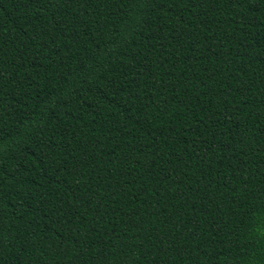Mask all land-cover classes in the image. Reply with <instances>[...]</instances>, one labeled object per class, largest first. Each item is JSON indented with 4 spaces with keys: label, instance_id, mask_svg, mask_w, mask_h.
<instances>
[{
    "label": "trees",
    "instance_id": "obj_1",
    "mask_svg": "<svg viewBox=\"0 0 264 264\" xmlns=\"http://www.w3.org/2000/svg\"><path fill=\"white\" fill-rule=\"evenodd\" d=\"M0 264H264V0H0Z\"/></svg>",
    "mask_w": 264,
    "mask_h": 264
}]
</instances>
